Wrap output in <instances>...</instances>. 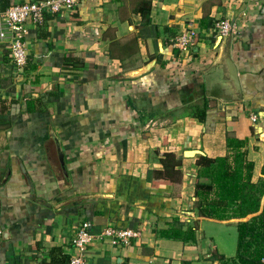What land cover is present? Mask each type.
Masks as SVG:
<instances>
[{"label": "crops", "instance_id": "1", "mask_svg": "<svg viewBox=\"0 0 264 264\" xmlns=\"http://www.w3.org/2000/svg\"><path fill=\"white\" fill-rule=\"evenodd\" d=\"M71 12L28 29L21 71L0 42V264H67L84 222L86 264L234 259L238 224L258 213L203 217L193 194L199 158L225 157L228 139L244 142L251 182H264V0H78ZM219 20L234 26L238 101L215 65ZM184 28L194 38L182 53L172 39ZM68 58L81 67L63 69ZM177 220L195 244L156 236ZM107 227L140 236L114 247L100 238Z\"/></svg>", "mask_w": 264, "mask_h": 264}, {"label": "trees", "instance_id": "2", "mask_svg": "<svg viewBox=\"0 0 264 264\" xmlns=\"http://www.w3.org/2000/svg\"><path fill=\"white\" fill-rule=\"evenodd\" d=\"M144 6L143 5V9ZM9 7L6 0H0V12ZM71 16L74 12L70 13ZM149 9L141 11L144 22H148ZM204 25V22H203ZM209 24H206L208 26ZM80 68L73 58H68L63 64V69ZM29 101H27V104ZM28 110V109H27ZM188 116L200 122L204 119V110L189 108ZM228 153L225 157L208 159L200 157L197 165L202 169L195 182V206L203 217L216 219L237 218L242 219L252 214L257 218L251 223H239L238 249L234 259L225 261L226 264H264V182L253 184L251 182L253 165L245 159L244 142L237 139L227 140ZM174 154V153H170ZM171 156V155H169ZM205 178L209 182H199ZM207 203L217 205L213 211H207ZM257 219V220H256ZM258 221V224H255ZM179 220L174 221L169 229L155 232L159 238L180 240L183 243L197 242L196 230L192 227H184ZM185 264H188L185 262Z\"/></svg>", "mask_w": 264, "mask_h": 264}, {"label": "built area", "instance_id": "3", "mask_svg": "<svg viewBox=\"0 0 264 264\" xmlns=\"http://www.w3.org/2000/svg\"><path fill=\"white\" fill-rule=\"evenodd\" d=\"M77 2L78 0H32L10 6L0 13V42L4 44L10 63L16 71H21L27 63L24 38L28 29L41 25L47 14L52 16L71 12ZM212 33L224 37L234 33V26L227 20H219L215 22ZM193 38V33L184 28L173 37L172 45L180 52L185 53L193 43ZM250 120L255 123L257 116L251 114ZM88 228H90L89 222L82 223L72 237L70 241L71 254L67 264H86L87 246L92 239ZM139 236L138 230L112 227L105 228L100 234L102 240L108 241L114 247L129 245Z\"/></svg>", "mask_w": 264, "mask_h": 264}, {"label": "water", "instance_id": "4", "mask_svg": "<svg viewBox=\"0 0 264 264\" xmlns=\"http://www.w3.org/2000/svg\"><path fill=\"white\" fill-rule=\"evenodd\" d=\"M232 43V35L231 33L221 37L219 36L217 39V45H219V53L216 59L215 65L221 70L223 80L225 82V86L229 95L234 100L241 99V88L239 84L238 72L235 64L231 59L230 48ZM153 64L149 63L144 67V69H139L132 72L130 75H127V79H137L141 76L147 74ZM75 200V199H74Z\"/></svg>", "mask_w": 264, "mask_h": 264}]
</instances>
